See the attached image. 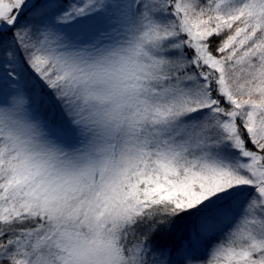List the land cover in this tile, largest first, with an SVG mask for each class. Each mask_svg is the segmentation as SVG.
Masks as SVG:
<instances>
[{
  "label": "snow or ice",
  "instance_id": "6c2138e0",
  "mask_svg": "<svg viewBox=\"0 0 264 264\" xmlns=\"http://www.w3.org/2000/svg\"><path fill=\"white\" fill-rule=\"evenodd\" d=\"M0 264H264V0H0Z\"/></svg>",
  "mask_w": 264,
  "mask_h": 264
}]
</instances>
